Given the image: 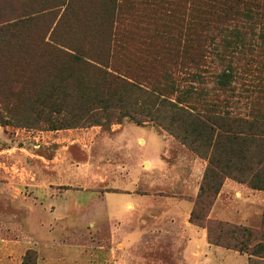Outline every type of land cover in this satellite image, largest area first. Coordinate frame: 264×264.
<instances>
[{"label":"rangeland","instance_id":"obj_1","mask_svg":"<svg viewBox=\"0 0 264 264\" xmlns=\"http://www.w3.org/2000/svg\"><path fill=\"white\" fill-rule=\"evenodd\" d=\"M208 8L202 0H0V104L5 103L12 87H21L25 76L33 78L38 72L46 71L26 59L27 56L38 59L39 54H43L40 50L22 55L21 50H12L10 47L14 45L9 46L7 42L44 40L55 45V42L63 41L102 42L109 39L117 47L122 46L116 54L125 65L146 71L153 62L150 57L166 52L177 41L184 44L183 39L197 36L205 17L202 14ZM28 15L32 21L20 24V20ZM34 16L37 18L32 19ZM15 22L19 25L13 32L2 30ZM98 50L105 54L107 47L100 46ZM169 52L172 56L177 50L171 48ZM247 58H255V61L246 66L250 70L248 82L237 84L238 92L248 88L254 93L238 96L233 105V114L245 118L256 102V90L263 89L264 95V68L259 64L264 63V51H257ZM206 87L219 97L215 102L225 99L226 95L218 91L215 78L208 79ZM258 105L264 113V100ZM3 116L4 113L0 118V264H113L109 257L110 231L118 227V223L112 218L98 216L101 203L106 191L112 192V187L125 189L124 194L132 191L130 171L140 164V156L156 151L155 144L145 147L141 139L143 130L129 126L133 124L129 121L110 128L94 126L47 131L17 127ZM173 138L200 161L204 177L213 149L198 154ZM255 155L257 152L253 151L252 156ZM250 167L249 178L259 182L258 174L264 180V164L255 160ZM232 173L237 174L236 170ZM203 177L199 193L193 200L199 216L196 222L199 228L206 230L207 240L210 235L213 243L234 245L236 242L227 237L225 231H233L230 226L242 225L259 236L251 246L264 243L263 219L257 228L246 225L244 220L212 216L217 204L218 209L223 205L240 209V204L227 193L220 199L218 195L215 202L211 194L201 193ZM231 177L225 181L234 180ZM236 182L251 188L250 179ZM167 192L168 196L182 197L178 192ZM259 192L264 197V191ZM113 197L121 199L120 196ZM116 208H119L116 218L123 222L121 227L135 223V217L128 211L119 206ZM155 238L151 237L154 240L152 250L159 251L150 255L157 259L154 264L158 261L177 264L181 249L171 244L172 237L157 238L156 242ZM144 243L142 238L139 242L141 258ZM102 247L104 251L100 252ZM216 247L244 256H240L239 261L249 264L248 255L224 246ZM127 261L131 264L129 259ZM237 261L231 263L241 264ZM218 263L220 261L213 260L202 264Z\"/></svg>","mask_w":264,"mask_h":264},{"label":"trees","instance_id":"obj_2","mask_svg":"<svg viewBox=\"0 0 264 264\" xmlns=\"http://www.w3.org/2000/svg\"><path fill=\"white\" fill-rule=\"evenodd\" d=\"M202 2L209 8L202 14L197 36L150 57L148 72L125 65L116 54L122 46L109 39L55 42L56 46L44 40L7 42L22 55L40 50L43 54L38 59H26L46 71L33 78L25 76L20 88L10 89L0 104V118L4 113L17 127L47 131L110 128L124 121L137 126L151 123L198 154L213 149L201 193L214 196V202L231 176L241 183L250 179L252 190L264 191L258 174L259 182L248 177L252 162L264 164V113L258 105L264 100L263 89L256 90V102L246 118L233 114L235 99L254 93L248 88L238 92L237 84L248 82L246 66L255 61L248 55L264 51V0ZM30 19L28 15L18 22L27 24ZM18 25L2 30L13 32ZM100 46L107 47L105 54L98 50ZM171 48L177 50L175 55L170 56ZM259 64L264 68V63ZM214 78L218 91L226 95L222 103L215 102L219 97L206 87L208 79ZM253 151L257 152L254 157ZM198 219L194 209L191 222L200 227ZM230 227L234 230H226L225 235L234 245L213 243L208 235L209 243L248 255L249 264H264V243L251 246L258 234L246 226Z\"/></svg>","mask_w":264,"mask_h":264},{"label":"crops","instance_id":"obj_3","mask_svg":"<svg viewBox=\"0 0 264 264\" xmlns=\"http://www.w3.org/2000/svg\"><path fill=\"white\" fill-rule=\"evenodd\" d=\"M132 125L135 124L129 126ZM137 127L143 130L141 139L145 142V147L150 143L155 144L156 151L146 152L145 155L140 156V164L132 172L130 171L132 191L124 194L122 191L125 189L112 187L110 188L112 192L106 191V196L103 198L98 216L112 218L118 223V227L110 231L111 262L130 264L127 261L129 259L131 264H140L142 261L145 264H154L157 259H153L150 255L157 254L159 250L156 248L152 250L154 240L151 237L155 236L156 242L157 238L171 236V244L181 249L177 264H202L213 260L220 261V264H230L233 260H238L237 262L244 264V260L239 261L242 255L237 256L209 244L206 230L191 222L194 210L193 198L199 193L203 177L200 161L171 135L159 130L153 124ZM167 191L178 192L182 197L168 196L165 194L168 193ZM226 193L235 203L240 204V209L230 208L227 205L218 209L217 204L212 216L231 221L244 220L246 225L258 228L264 214L263 193L230 179L224 182L218 198ZM113 196H120L121 199H114ZM186 196L192 199L185 198ZM117 206L135 217L133 227L127 224L121 227L123 222L116 218L119 212ZM142 238L145 239L142 246L143 258L139 247ZM99 251L103 252L104 248ZM218 256L221 260L217 258ZM155 264L162 263L158 261Z\"/></svg>","mask_w":264,"mask_h":264}]
</instances>
